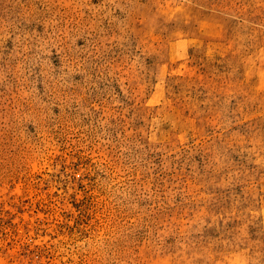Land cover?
<instances>
[{"label":"rangeland","instance_id":"obj_1","mask_svg":"<svg viewBox=\"0 0 264 264\" xmlns=\"http://www.w3.org/2000/svg\"><path fill=\"white\" fill-rule=\"evenodd\" d=\"M0 264H264V0H0Z\"/></svg>","mask_w":264,"mask_h":264}]
</instances>
